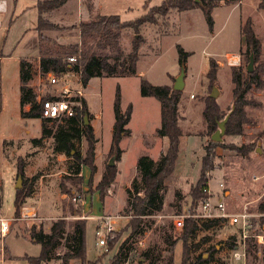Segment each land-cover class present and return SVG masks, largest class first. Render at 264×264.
Segmentation results:
<instances>
[{
  "label": "rangeland",
  "instance_id": "374dc122",
  "mask_svg": "<svg viewBox=\"0 0 264 264\" xmlns=\"http://www.w3.org/2000/svg\"><path fill=\"white\" fill-rule=\"evenodd\" d=\"M38 1L0 0L3 8L0 11L1 211L8 218L16 216V183L20 176L16 175V167L19 158H23L25 163V176L21 175L20 187L24 186V192L28 194L25 202L40 206V219H35L34 223L14 219L11 228L20 227L22 234H30L32 226L37 229L43 227L46 231L53 221L61 218L68 223L78 219L89 220V252H101L103 255L111 253L112 259L118 254L119 247L126 242L123 250L124 253L129 252L127 264H138L140 260L143 264H151L150 260L144 262L143 253L147 249L157 258L154 264H184L182 240L175 247L171 246L172 241L182 232V229L175 228L173 220L175 215L185 213L190 208L192 192L198 185L201 174L205 146L219 128L218 123L213 130L208 126L209 122L204 116L207 100L213 98L217 103L220 112L218 121L224 119L233 107L235 109L232 70L240 68L245 74L248 73L251 54L244 40L243 27L250 20L262 44L261 54L258 59L255 57L254 62V71L257 70L261 83L253 84L246 95L250 102L245 106L247 122H243L240 117L228 121V124H243L242 131L228 133L226 127L220 145L214 149L215 168L208 172L206 183L217 197L224 198L232 211L247 208L256 224L254 232L264 235V224L261 223L264 213L260 209V204L264 201V0H241L237 4L215 7L212 28L201 7L183 12L172 11L160 19V24L142 26L141 35L145 41L140 49L138 66L149 82L173 87L182 66L177 45H181L190 55L185 63V86L180 91L179 123L183 135L176 168L162 189L161 211L141 218L138 233L133 236L131 222L134 215L127 209L129 196L134 193V184L140 188L143 185L142 173L138 167L139 158L148 155L158 162L169 143L167 137L158 133L161 125L160 102L155 97L142 95L137 75L93 77L86 91L90 123L94 124L98 138L97 171L90 181V167L82 166L83 180L78 182L77 177L71 175L76 167L74 158L56 152L53 137H46L40 145L33 144L31 140L42 136L43 122L52 130L60 125L67 126L68 123L61 120L46 121L22 114L20 63L22 59H31L36 65L40 59L34 57L39 45V35L35 30L39 16ZM146 1L68 0L60 8L45 15L46 19L58 27L44 31L48 40L46 45L78 44L81 47L78 27L82 21L99 13L118 14L123 21L135 20L148 11L144 7ZM163 1L150 0L149 7L159 6ZM194 1L200 3V0ZM4 2L7 10L4 9ZM135 34L132 29L123 32L121 43L126 54ZM211 59L218 64L215 80L208 76ZM214 88L217 90L216 98L211 95ZM117 90L120 93L122 111L131 103L133 112L127 124L130 134L123 136L120 142L122 158L115 163L118 167L117 177L103 198L101 191L95 188L114 154L110 149ZM11 135L24 141L9 147V156L16 160L3 166L1 147ZM75 143L76 149L84 155L87 142L82 138L76 139ZM245 147H248L247 152L244 151ZM221 184H224V188ZM63 192L66 193L65 196ZM79 194H89L88 212L91 211L92 215L105 213L117 216L116 230L109 239L107 251H100L96 244L95 221L84 218L82 206L73 199ZM179 205L182 206L181 211ZM238 235V227L228 221L210 228H200L190 240L192 263L189 264H193L201 254L206 260L204 264H264V244H259L254 238L251 240V247L248 245L246 260L234 257L232 249L225 242L231 240L232 236H236V243L239 242ZM5 244L12 254V258L5 264H30L24 256H40L42 252L41 244L28 236L18 235L15 231L6 236ZM215 245L216 250L213 248ZM59 250L64 251L65 247L61 246Z\"/></svg>",
  "mask_w": 264,
  "mask_h": 264
},
{
  "label": "trees",
  "instance_id": "16d2710c",
  "mask_svg": "<svg viewBox=\"0 0 264 264\" xmlns=\"http://www.w3.org/2000/svg\"><path fill=\"white\" fill-rule=\"evenodd\" d=\"M68 0H39L37 8L39 12L36 30L39 35L41 57L35 65L32 60L22 59L20 63V76L23 81L27 80L37 69L40 64L42 71H55L62 72L70 69L71 67L77 69V65H71L68 62V56L76 54L81 50L82 65H83V81L87 85L93 77L100 76H131L138 75V62L140 59V49L144 43V38L141 35V28L144 24H160V19L167 16L172 11L183 12L193 9L195 7H201L204 15L208 20L209 26L212 28L214 25L213 10L221 2L227 4L238 3L240 0H200V3H196L194 0H164L159 6L149 7V1H146L145 8H148L146 13L131 21H123L118 14H97L95 17L82 21L79 24V31L81 37V47L78 44L70 45H46L48 41L44 35L46 30H55L57 25L51 23L46 19L45 15L60 8ZM132 29L135 31V36L131 43V48L126 54L122 43L121 37L125 30ZM243 36L246 42L248 52L254 53L256 59L259 58L262 50V44L259 38L256 36L250 20L243 27ZM179 51V57L181 64L186 63L188 56L190 55L181 45H177ZM261 66V65H260ZM218 64L215 60H210V70L208 76L211 80H215L217 77ZM233 81H234V99L235 109L230 115L229 121L240 117L243 122H247V116L245 113V106L250 102L246 95L253 84H260L261 80L258 76L257 70L252 72L248 71L244 73L240 68H233ZM141 93L143 96L155 97L160 102L161 112V125L158 128V133L161 136L168 138V147L166 152L162 155L158 162H155L153 158L148 155H143L139 158L138 167L142 173V188L137 184H134V193L129 196V208L128 212L134 215L131 222L133 230L131 235L138 233V229L141 225V218L153 214L155 211H161L163 207V194L162 189L166 180L174 172L176 163L179 157L180 142L183 135V130L180 126V113L179 104L181 100V93L179 90H175L170 85H155L149 82L144 76L140 77ZM23 85H22V107H23ZM115 110V122L113 126V134L111 141V152L117 151V160L122 158V148L120 146L121 139L125 135L130 134V129L127 127L132 112L133 105L130 103L125 111H122L120 103L119 90L116 92V99L114 102ZM83 118L81 116H74L66 118L61 121H66L67 126L60 125L57 129L52 130L43 122L42 136L39 138H32V143L40 145L46 137H53L55 140L54 150L59 153H64L74 158L76 167L72 171L74 177H77V181L81 182L83 176L79 175L82 170V166H89L91 170L92 181L95 172L97 171L96 164V144L98 138L95 133L93 125L90 123V111L87 101H85V107L83 110ZM23 116H33L41 118L39 111L25 112L22 111ZM85 115L88 116V121L85 119ZM204 116L209 122L210 129H214L217 126L218 118L220 117L219 107L215 100L209 98L204 110ZM42 119V118H41ZM46 121H56L42 119ZM243 124H226L228 133L236 132L241 133ZM237 127V128H236ZM238 129V130H235ZM87 142V150L83 155L76 149V139H82ZM7 144V141L5 142ZM220 145V141L211 140L209 144L205 146V154L202 158V169L198 185L194 187L192 192L191 210L195 209L199 202L206 197V194L202 191V188L207 184V174L209 171L215 168L214 156L215 147ZM244 151H248V147H245ZM18 174L25 176V163L23 158L18 159L17 165ZM118 174L117 166H107L101 180L98 183V187L104 198L107 191L111 188V185L115 181ZM24 186L17 189L15 206L16 216L20 215L22 206L25 203V198L28 196L24 192ZM65 192V191H64ZM24 195V196H23ZM0 195V206H1ZM260 209L264 213V201L260 204ZM182 210V206L179 205V211ZM253 227L255 228V221L252 220ZM219 223H223L221 219H197L193 217L185 218L184 227L181 228V234L172 241L171 246L175 247L178 241L182 240L183 244V263H192L191 259V238L196 234L200 228H210ZM261 223L264 224V216L261 218ZM69 226V228H68ZM86 227L87 221L78 219L74 222L68 223L64 218L55 220L52 222L49 231H45L43 227L37 229L36 226H32L31 239L32 241L41 244L42 252L40 256H28L24 258L29 261L30 264H46L52 259H61L62 264H68L72 258H78L82 264H98L96 262H90L87 258L86 250ZM256 231V228H255ZM131 237V236H130ZM236 236H232L231 240H227L225 243L234 249L237 246L235 242ZM251 240L248 245L251 247ZM127 241V240H126ZM124 242L111 260L110 264H127L129 263V252L124 253ZM64 246L65 250L59 252L60 247ZM216 250V245L213 246ZM264 253V246H263ZM144 262L150 260L151 264L155 263L157 259L155 254L150 249H147L143 253ZM198 261V262H197ZM206 260L203 254L198 256L197 260L193 264H204ZM138 264H143V261H139Z\"/></svg>",
  "mask_w": 264,
  "mask_h": 264
},
{
  "label": "built area",
  "instance_id": "2783aa9c",
  "mask_svg": "<svg viewBox=\"0 0 264 264\" xmlns=\"http://www.w3.org/2000/svg\"><path fill=\"white\" fill-rule=\"evenodd\" d=\"M0 9L2 4L0 3ZM71 65H77V69L70 68L66 71L44 72L40 64L33 71L32 75L23 81V110L25 112H37L42 119L63 120L74 116L83 118L85 101H87V85L83 81V65L81 50L68 56ZM236 62V61H235ZM81 172L79 175H83ZM224 188V184H221ZM1 191V190H0ZM206 197L201 200L198 206L187 212L175 215L173 223L175 228L184 227L185 218L193 217L199 219H221L223 222H230L239 229V242L236 248L232 249L237 260H246L248 256V242L254 238L259 244H264V235L254 232L253 216L247 208L241 211H232L222 196H216L208 183L202 188ZM89 194L74 196V201H78L83 208L84 218L93 219L97 222L95 227L96 244L100 251L108 250L109 239L116 230L117 216L111 214L92 215L88 212ZM20 219L34 221L37 219V210L32 205H23L20 211ZM12 219L4 216L0 212V264H5L6 250L4 240L11 229Z\"/></svg>",
  "mask_w": 264,
  "mask_h": 264
},
{
  "label": "crops",
  "instance_id": "0c3cea01",
  "mask_svg": "<svg viewBox=\"0 0 264 264\" xmlns=\"http://www.w3.org/2000/svg\"><path fill=\"white\" fill-rule=\"evenodd\" d=\"M241 1V0H240ZM239 1V2H240ZM238 2V3H239ZM224 4H227V3H225V2H221L219 5H224ZM237 4V3H236ZM5 2H4V9L5 10H7V5H6V7H5ZM218 5V6H219ZM217 7V6H216ZM194 9V8H193ZM2 9H0V11H1ZM37 26V25H36ZM36 26H35V28H36ZM36 30V29H35ZM39 50H40V42H39V45H38V52H37V54L34 56V57H41V53L39 52ZM1 54H3V53H1ZM31 60V59H30ZM139 78L141 77V76H144L145 77V74H144V72L143 71H141L140 69H139V66H138V75H137ZM89 83H88V87H89ZM89 108V107H88ZM22 119V118H21ZM93 125V127H94V124H92ZM95 129V128H94ZM20 130H22V126L20 125ZM95 133H96V135H97V132L95 131ZM7 141V144L5 143ZM5 142H4V144H2L3 146L1 147V151H2V163H3V166L4 165H8V163L9 162H11V160H16V159H12V157H10L9 156V147H11V146H13L14 144H17L19 141L21 142V141H24V139H19V138H17V137H15V135H11V137L10 138H8V140H6ZM30 141V140H29ZM3 156H4V158H3ZM97 158H98V154L96 155V163H97ZM17 162V161H16ZM1 166H2V164H1V160H0V168H1ZM18 174V171H17V167H16V175ZM2 184H3V181H2V178L0 177V190L2 191ZM17 184V183H16ZM17 189V188H16ZM66 195V193H64L63 192V196H65ZM1 198H2V193H1ZM28 198V197H27ZM27 202V201H26ZM24 203V205H32V206H34L35 208H36V210H37V215H38V217H37V219L36 220H38V219H40V217H39V207L40 206H36V205H34V204H29L28 202L27 203ZM0 212H1V214H3L2 213V211H1V206H0ZM102 214H105V213H102ZM102 214H100V215H102ZM4 215V214H3ZM10 219H12V221L14 220V219H19V220H22V219H20V216H13V217H10ZM23 221V220H22ZM89 221V220H88ZM88 221H87V223H88ZM95 221V220H94ZM28 222H31V223H34V221H31V220H28ZM52 224V223H51ZM96 224H97V222L95 221V227H96ZM50 227H51V225L49 226V229H50ZM49 229L48 230H46L47 232L49 231ZM12 231H15L18 235H24V236H28V237H30V239H31V235L30 234H22L21 232H20V227L18 228V229H10V232H9V234L12 232ZM87 227H86V250H87V258H88V260L90 261V262H96V261H98V264H110V260H111V256H112V254L111 253H109L108 255H103V254H101V252H99V253H92V252H89V250H88V243H87ZM8 234V235H9ZM32 240V239H31ZM0 246H1V241H0ZM4 247H5V250H6V255H7V258H6V261H8L9 259H11L12 258V254L10 253V251H9V249H8V247H7V245L5 244V240H4ZM120 248V247H119ZM119 251V250H118ZM117 251V252H118ZM59 252H61L62 253V251H59ZM6 261H5V263H6ZM52 262H56V264H62V260L61 259H52V260H50V261H48L46 264H49V263H52ZM68 264H82V262L80 261V259H78V258H72V259H70L69 260V263Z\"/></svg>",
  "mask_w": 264,
  "mask_h": 264
},
{
  "label": "water",
  "instance_id": "95a60500",
  "mask_svg": "<svg viewBox=\"0 0 264 264\" xmlns=\"http://www.w3.org/2000/svg\"><path fill=\"white\" fill-rule=\"evenodd\" d=\"M199 1V0H197ZM254 62H255V56L254 53H251L250 55V62L248 64V71L252 72L254 70ZM185 76H186V67L184 64L181 66V72L180 74L175 78V82L173 85V88L175 90H183L185 86ZM212 97H217V90L214 88V91L212 92ZM234 110V107L232 111L222 120L218 121L219 128L212 134L211 139L214 141H221L223 138V135L226 133V124L229 121L230 115L232 114ZM85 119H88V116L85 115ZM117 160V151L114 152L113 156L110 158L109 166H115ZM22 185V176L20 175L18 178V182L16 184V188L19 189Z\"/></svg>",
  "mask_w": 264,
  "mask_h": 264
},
{
  "label": "bare ground",
  "instance_id": "6f19581e",
  "mask_svg": "<svg viewBox=\"0 0 264 264\" xmlns=\"http://www.w3.org/2000/svg\"><path fill=\"white\" fill-rule=\"evenodd\" d=\"M231 59H232V58H231ZM232 60H233V61H237V59H235V58H233Z\"/></svg>",
  "mask_w": 264,
  "mask_h": 264
}]
</instances>
